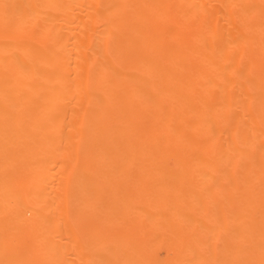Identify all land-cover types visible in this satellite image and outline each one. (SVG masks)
<instances>
[{
  "label": "bare ground",
  "instance_id": "1",
  "mask_svg": "<svg viewBox=\"0 0 264 264\" xmlns=\"http://www.w3.org/2000/svg\"><path fill=\"white\" fill-rule=\"evenodd\" d=\"M0 264H264V0H0Z\"/></svg>",
  "mask_w": 264,
  "mask_h": 264
}]
</instances>
